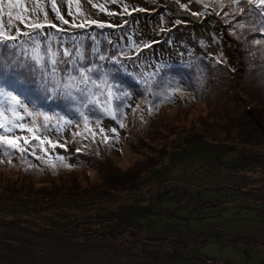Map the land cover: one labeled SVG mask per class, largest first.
<instances>
[{
  "label": "rangeland",
  "instance_id": "1",
  "mask_svg": "<svg viewBox=\"0 0 264 264\" xmlns=\"http://www.w3.org/2000/svg\"><path fill=\"white\" fill-rule=\"evenodd\" d=\"M180 2L188 8L178 5L176 19L195 22L191 13L206 11L200 3ZM125 3L150 9L149 0ZM109 7L118 10V4ZM91 18L120 23L103 14ZM153 21L156 26L164 22ZM139 22L132 21L130 37L142 48L155 34ZM205 35L213 40L208 26ZM252 44L264 53V44ZM147 50L152 53L151 47ZM206 52L189 59L191 66L178 62L156 72L161 85L156 91L176 92L164 103L156 98L153 104L159 107L151 114L146 100L153 97L139 96L145 93L141 85L120 117L125 127L98 114L105 129L101 134L97 116L90 114L95 143L82 123L51 134L65 147L45 145V158L64 156L71 168L56 162L53 171L35 159L43 155L38 147L35 156L28 149L34 167L21 165L19 154L11 163L0 157V264H264V139L245 145L244 135L249 128V135L264 136L256 128L261 117L244 109L251 76L227 72L232 80L222 81V57L214 47ZM249 64L245 58L237 65ZM262 69L254 72L263 89ZM114 84L121 92L130 89ZM29 107L80 119L73 115L75 106L59 97ZM112 127L116 133L109 131ZM76 132L83 135L74 136ZM103 135L110 138L108 144L100 143ZM191 136L195 140L186 144ZM152 161L162 164L155 167ZM140 218L145 222L140 224Z\"/></svg>",
  "mask_w": 264,
  "mask_h": 264
},
{
  "label": "snow or ice",
  "instance_id": "2",
  "mask_svg": "<svg viewBox=\"0 0 264 264\" xmlns=\"http://www.w3.org/2000/svg\"><path fill=\"white\" fill-rule=\"evenodd\" d=\"M189 2L200 3L204 9L211 7L218 16L223 11L222 19L229 18L225 19V23L235 21L233 29H247L264 34V0ZM176 3L187 10V4H181L180 0H176ZM117 4L121 8L120 12L110 9L109 5ZM144 11L146 9L125 3V0H0V66L3 68L0 70V157L7 158L11 163V158L19 154L21 165L34 167L28 159V149L31 147V155L35 156L34 150L38 147L43 155L35 156V159L53 171L58 166L56 162H59L60 167L71 168L72 165L67 163L64 156H56L55 161L50 156L45 158L48 152L45 145L53 149L57 146L65 147L59 140H52L51 134L60 133L74 123L79 127L82 123L84 132L95 143V133L89 129L90 114L97 116L95 124L101 134L105 129L100 127L101 119L98 114L111 117L121 128L125 127L120 117L124 114L130 94L121 92L119 85L112 82L110 73L103 70L104 61L119 65L121 60L101 51L100 40L95 32L85 31L71 35L65 33L70 29H89L92 26L101 30L113 27L123 29L130 23L129 20L113 24L91 17L101 14L113 18L131 17L133 12ZM191 14L200 16L203 13ZM66 15L72 18L71 21ZM63 25H68L69 28H64ZM160 31L165 29L161 28ZM87 41H91L88 47ZM129 41L128 47L139 51L141 45L131 37ZM108 43L113 44V41L108 40ZM254 43L264 44V40H256ZM143 47L150 48L151 44L145 43ZM120 55L126 56L127 53L121 52ZM139 82L145 92L153 97V100H146L149 114L153 107H159V104H153L156 98L164 103L176 92V89L156 91L161 85L155 80L154 74H144ZM31 84H37L45 94H50L46 98L59 97L73 104V115L78 114L79 121L60 113L50 115L46 111L30 108L22 95ZM109 131L116 133L117 129L112 127ZM73 135L82 136L83 133L76 132ZM109 139L107 135H103L100 143L108 144ZM76 151L80 152L81 149L77 148Z\"/></svg>",
  "mask_w": 264,
  "mask_h": 264
},
{
  "label": "trees",
  "instance_id": "3",
  "mask_svg": "<svg viewBox=\"0 0 264 264\" xmlns=\"http://www.w3.org/2000/svg\"><path fill=\"white\" fill-rule=\"evenodd\" d=\"M149 1L150 9H146L144 12H133L132 16H128L127 18H124V16L115 17V19L120 22L122 18L123 20H129L130 23L125 25L123 29L113 27L104 28L102 30L99 29L98 31L94 28L95 26H92L89 29H70V31L65 33V35L80 34L85 31L92 32L94 30L98 37L99 32L100 34L103 33L99 39L101 51L104 52L105 55L116 56L122 62L117 65L109 61H104L103 70L110 73V78L113 83L120 82L121 84H125V86L130 87L128 93L131 95L134 93L133 90H136V87H141L139 81L144 78V74H154L155 77L156 72H162V69L164 68L169 69L172 65L178 64V62L186 66H191L192 61L189 59L193 60L198 52L207 54L206 49L214 47L222 57L220 63V68L223 71L222 81L232 80V78H229L226 74L227 72L229 74H234L233 71H237L238 74H242L244 71H247L246 73L251 76V83L248 86L251 87L250 99L247 101L248 104L244 106V109L254 117H256V115L261 117L260 121L258 120L256 128L257 130L264 132V123H262L264 122V87L263 89L259 87L260 84L256 82L257 74L254 72V69H262L260 66H255L257 63L264 65V53L260 52L257 45L252 44L256 40H263L264 34L251 32L247 29H233L232 25L235 21L232 23H225V19L229 18L222 19L223 11L218 16L211 7L202 12V15L197 16L198 20L193 22L188 19L185 21L176 19V13L178 12V4L176 3V0H169L170 3L166 7H161L159 5L163 4V0ZM118 10L121 11L119 5ZM118 10H116V12ZM227 10L228 9H224V11ZM137 18L140 19L139 23L141 25L143 24L144 29H149L151 35L155 34L152 38L154 41L151 45L152 53L149 52L147 48L143 47V45L142 48L140 47L139 51L135 48H129V44L125 42L124 34H129L128 38L131 36L130 29L132 21ZM158 18H162L164 22L160 26L151 25L154 23L153 20ZM176 21H180V23H176ZM206 26L209 27L213 40H210L206 35L203 36ZM63 27L69 28L68 25H63ZM161 28H164L165 31H160ZM107 34H109V38L107 37ZM105 35L108 39H105ZM108 40L113 41V44H109ZM152 40L150 36V40H147L143 44H151ZM217 43H219L220 49L217 48ZM90 45L91 41H87L86 47ZM231 48H233V50ZM230 50H232L231 54ZM121 52H125L127 55L122 56L120 55ZM226 56L228 57L225 58ZM181 58L184 59L180 60ZM245 58H249L250 64L247 65L249 68L237 65L239 61H243ZM97 63L101 62L97 61ZM206 65H203V67ZM104 67H106V69ZM0 70H3L2 66H0ZM20 71L23 72V70ZM175 82H178V79H175ZM122 88L123 87H121V89ZM166 89L170 90V88ZM247 91H249V89H247ZM49 95L50 94H45L37 84H31L27 91L22 95V98L30 105L36 107L40 100L45 99ZM143 95L149 96V93L145 92L139 96ZM243 96L245 97L247 95L244 94ZM143 102H145V99ZM256 110L259 111L256 112ZM245 114L250 117L249 114ZM244 126L251 128V125L246 124L245 122ZM248 130L249 128H247L244 132V135L246 136L245 145L253 142L254 140L262 141V139H264V136L258 137L253 133L249 135ZM192 140H195L194 136H191L186 144L190 143ZM262 145L264 147V140L262 141ZM221 159L219 160L220 162L222 161ZM150 164H155V167H157L162 164V162L156 163L155 161H152ZM13 220L17 221L18 219ZM143 222L145 221L140 218V224ZM159 230H161V228Z\"/></svg>",
  "mask_w": 264,
  "mask_h": 264
}]
</instances>
